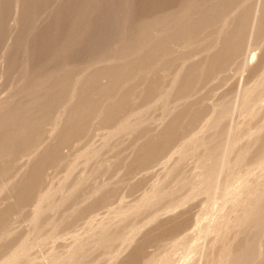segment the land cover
I'll list each match as a JSON object with an SVG mask.
<instances>
[{
  "label": "rangeland",
  "instance_id": "obj_1",
  "mask_svg": "<svg viewBox=\"0 0 264 264\" xmlns=\"http://www.w3.org/2000/svg\"><path fill=\"white\" fill-rule=\"evenodd\" d=\"M93 1L23 0L24 12L20 25L15 31L12 45L6 51L8 65L6 74L0 81V98L10 86L13 88L16 86L17 92L20 93L22 86L27 85L30 80L37 78L36 80L41 81L55 71L63 73L65 70L66 73L73 74L85 69L93 61L109 56L111 52L117 53L120 51L119 47L123 46L120 35L122 28L129 30L140 17L144 18L147 14L157 12L170 5L173 0H109L108 6L101 5L99 8L89 4ZM14 2L0 0V55L11 32L9 21ZM250 5L251 1L246 2L245 8L242 9L245 15L249 13ZM125 17L127 23L124 24ZM243 21L240 27L242 31L238 35L239 38L237 37L239 44L234 53L244 49L246 20ZM251 48L246 67L241 66L239 60H233L237 56L233 54L225 57V60L222 59L223 62L208 64L204 69H198L196 74L192 73L191 78H188L179 89H182L181 95L189 98H186L184 105H180L177 113L173 114L172 110L167 112L169 115L163 121L162 117L165 116L166 110L160 105L152 107L149 103L138 108L135 103L128 106L137 112L131 118L130 127L111 138L105 139L108 131L99 127H84L80 132L72 131L75 138L69 137L66 132L62 138L64 143L61 145L59 156L61 160L51 162L44 177L37 172L36 167L27 172L24 182L20 184L22 188L12 192V198L5 200V196L0 195V252L10 250L23 240L30 239L33 227L30 212L34 205L33 196L38 189L44 191L48 188L69 187L80 178L86 179L52 214L50 212L43 214L46 219L43 217L41 220H48L49 214L50 216L54 214L52 219L53 221L56 219L54 222L59 225L54 230V238L36 251L35 255L40 261L52 251H61L71 241L72 236L86 235L87 222L106 220L119 208L135 203L154 183L162 184L166 193L164 197L157 201L158 203L146 207V210L145 208L140 210L141 212L130 217L131 219L128 218L124 225L141 224L151 218L152 212L163 210L171 202L186 194L188 180L198 170L196 157L189 156L177 163V155L174 152L198 131L200 125L204 123L203 119L207 118L212 103L220 98L226 102L230 101L238 90L256 87L254 93L252 95L250 93L252 101L255 102L253 107L255 111L249 108L251 109L249 112V109L246 110L241 105L242 108L239 110L225 113L221 117L220 127L212 132L210 144L213 147L221 144V138L228 127H236L233 139L240 146L247 141V131L253 132L264 124V79L261 80L264 74V44L262 46L254 44ZM196 49L199 47L193 46L186 52L191 53ZM253 53L256 58L250 60ZM113 68L115 67L111 68L114 71ZM101 70L102 68H98L89 72V76L92 78L94 75L98 76L97 74L100 76V73H103ZM89 76L84 79L86 83L83 80L85 87L82 83L88 92L97 84L93 80L90 82ZM137 83L135 84L138 85ZM140 87L141 85H138L136 89ZM144 97L145 94L142 93L138 100L143 101ZM171 119H174V122ZM254 139L247 147L249 153L241 165L243 169L251 166L264 154V128ZM143 147L149 149V152ZM49 149L51 152L52 147ZM17 167L18 163L11 161L3 166V170L13 172ZM92 188H99L100 192L85 203L74 207L73 203ZM157 219L146 224L132 245L114 264H142L147 254L169 247L173 241L180 239L182 243L197 239V242L206 245L204 258L206 264H219L227 256V264H233L232 259H241L237 264L245 262L264 264V257L260 260L253 258L255 244L264 229V170L254 171L244 178L242 184L234 191L230 189L229 193L222 192L216 199L212 198L211 193L199 194L173 212L160 214ZM43 221L38 224L39 234H43L47 228V222ZM209 224L212 225L213 236L203 235L202 238L201 236L198 238L201 235L200 230ZM181 248L178 247L170 264H180ZM105 251L104 249L95 251L86 264H103L106 259L103 255Z\"/></svg>",
  "mask_w": 264,
  "mask_h": 264
},
{
  "label": "bare ground",
  "instance_id": "obj_2",
  "mask_svg": "<svg viewBox=\"0 0 264 264\" xmlns=\"http://www.w3.org/2000/svg\"><path fill=\"white\" fill-rule=\"evenodd\" d=\"M14 1L9 21L11 32L0 55V81L7 71L6 51L12 45L15 31L19 28L24 12L23 0ZM249 1H251L250 10L245 15L242 9ZM89 4L99 8L101 5L108 6L109 0H94ZM244 19L246 20L244 49L234 53L239 44L237 37L242 31L240 27ZM125 23H127L126 17ZM263 26L264 0H173L170 5L157 12L147 14L144 18L140 17L133 27L128 28L129 30L122 28L120 35H122L123 46L119 47L120 51H116L118 54L111 52L112 55L110 53L109 56L97 59L85 69L78 70V72L73 71V74H68L65 70L63 73L55 71L54 74L41 81L36 80L37 78L30 80L27 85L22 86L20 93L17 92L16 86L6 88L5 95L0 98V195H4L5 200L12 198V192L14 193L17 188H22L20 184L24 182L23 179L27 172L36 167H38L37 172L44 177L51 162L61 160L59 156L61 145L64 143L62 138L66 132L69 137L75 138L72 131L80 132L84 127H99L108 131L105 139L111 138L127 130L130 127L131 118L137 114L136 111H132L131 106L128 107L129 104L136 103L138 108L149 103L152 107L160 105L166 110L165 116L161 118L162 121L169 115L167 112L172 110L173 114L177 113L180 105H184L186 98H189L181 95L182 89H179L188 78H191L190 75L196 74L198 69H204L208 64L223 62L222 59L233 54H237L233 60H239L241 66L246 67L247 57L252 52L251 46L264 44ZM124 40L128 41L124 42ZM193 46H198L199 49L187 53L186 51ZM196 55H199L198 58H194ZM253 58H256L254 53L250 60ZM115 64L116 66H113ZM112 67H115L114 71ZM98 68H102L103 73H100V76L99 74L94 75V78L90 77L89 72ZM88 76L90 82L92 80L97 82L93 90L89 92L82 85L83 80ZM262 79H264V74L261 76ZM190 81L191 79L188 80L189 83ZM135 83L141 87L136 89L138 85ZM255 90L256 87L238 90L232 100L226 102L220 98L212 103L209 114L206 113L207 118L203 119L204 123L202 121L203 124L200 125L198 131L177 147L174 152L177 155L176 162L183 161L189 156H195L198 168L197 172L189 178L186 194L181 198H177L161 211L159 209L152 212L151 218L148 216L149 219L141 224L124 225L128 218L134 217L140 210L144 208L146 210V207L152 206L164 197L166 193L162 184L154 183L150 190L135 203L119 208L113 216L106 220L87 222L86 235L72 236L71 241L61 251H52L40 261L35 255L36 251L54 238V230L59 225L54 222L56 219L54 221L52 219L54 214L52 216L49 214L48 220L43 219L47 222V228L43 234H39L37 229L38 224L43 221L41 219L45 217L43 214L47 212L52 214L57 206L68 199L86 179L80 178L69 187L48 188L44 191L38 189L33 196L34 205L30 212L31 215L29 214L33 226L30 239L23 240L10 250L1 251L0 264H86L91 254L103 249L106 250L103 254L106 256L103 264H114L119 256L132 245L146 224L155 221L160 214L173 212L199 194L211 193L212 198L216 199L222 192L229 193L230 189L234 191L242 184L244 178L254 171L264 170V154L251 166L244 169L241 167L249 153L247 147L252 144L256 134L264 128V124L253 132L247 131V141L240 146L233 139L236 127H228L225 130L219 146L213 147L210 144L211 136L212 132L218 128L221 117L225 113L239 110L242 107L246 110L249 108L253 110L255 102L252 101L250 93L252 95ZM142 93L145 94V99L139 101ZM50 147H52L51 152ZM149 149H146L147 152ZM11 161L18 163L17 169L13 172L4 171L3 166ZM99 192V188L84 192L80 199L73 203L74 207L85 203ZM253 214L257 215V213ZM118 228L120 229L117 231ZM200 234L198 238L200 236L202 238L203 235L213 236L212 225L204 226ZM197 241V239L184 243L181 239L173 241L169 247L147 254L142 264H170L179 246L182 247L180 264H203L207 246ZM255 245L253 258L260 260L264 257V229ZM240 260L232 259L233 264H237ZM227 262L228 256L219 264H227ZM206 263L207 261L204 262ZM245 264L248 263L245 262Z\"/></svg>",
  "mask_w": 264,
  "mask_h": 264
}]
</instances>
